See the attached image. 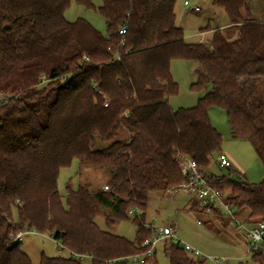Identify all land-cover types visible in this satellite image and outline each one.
I'll return each instance as SVG.
<instances>
[{"label": "trees", "instance_id": "trees-1", "mask_svg": "<svg viewBox=\"0 0 264 264\" xmlns=\"http://www.w3.org/2000/svg\"><path fill=\"white\" fill-rule=\"evenodd\" d=\"M71 1L0 0V264H32L20 243L10 244L25 229L48 234L67 253L42 255L38 264H135L129 258L153 233L148 194L187 181L183 158L204 169L235 216L264 220V176L253 184L230 167L227 175L209 171L222 138L208 117L210 107L225 111L230 136L250 143L264 174V0H211L227 24H207L200 32L212 31L210 39L196 43L176 24L177 0H99L105 34L83 19L68 22ZM225 29L237 37L228 40ZM174 60L194 61L191 89L208 88L190 108L169 106L178 93ZM73 161L78 172L102 171L106 189L67 184L61 194L60 170ZM129 210L132 241L95 223L102 214L109 229ZM163 254L168 264H206L170 243ZM251 260L264 264V255Z\"/></svg>", "mask_w": 264, "mask_h": 264}, {"label": "rangeland", "instance_id": "rangeland-1", "mask_svg": "<svg viewBox=\"0 0 264 264\" xmlns=\"http://www.w3.org/2000/svg\"><path fill=\"white\" fill-rule=\"evenodd\" d=\"M184 1H187L190 6H198L200 10L197 12L187 11L183 6ZM258 1L250 0L249 5L254 6ZM92 2L95 8L87 9L72 0L64 11V18L68 22L83 19L100 33L105 34V20L96 10L100 1L92 0ZM174 12L176 24L183 30L184 40L187 43L198 42L200 29L206 27L207 24L214 28L228 21L220 8L212 6L211 0H177ZM223 33L228 40L237 37V33L231 29H225ZM211 35L212 33H206L204 38L209 39ZM195 67L194 61L174 60L171 62V76L178 85V93L168 100L169 106L173 110L194 106L197 100L208 90V88L201 91L191 89V84L196 79ZM208 117L211 125L221 135V153L226 154L231 159L230 168L239 174L241 173L240 175L247 182L258 184L264 174H262L261 162L250 143L230 136L226 113L222 109L210 107ZM209 171L217 176L230 174L228 168H220L216 160L210 163ZM77 172L76 161H73L69 167L60 170L57 185L61 194H65L67 184L75 188L79 183H86L90 186L91 191H97L103 189L107 183V176L98 169L80 168ZM231 175L233 176L232 173ZM190 199H193L192 196L183 192H176L173 195L161 192L148 194L145 209L146 224L155 229L174 227L175 236L179 240L198 249L205 255L241 258L242 264H255L245 253V230L231 227L228 224V219L223 216H208L199 209L190 210ZM103 211L106 212L107 210ZM244 214V212L237 213L236 217L240 219ZM131 219H133L132 216L126 220H119L108 229L105 227L103 215L100 214L95 218V223L102 230L132 241L135 237V226ZM197 221H200L201 224H197ZM167 243V240H163L156 245L155 258L158 264H168L163 254V247L167 246ZM20 248L27 253L32 264H38L42 255L54 257L67 254L66 251L59 249L51 238L32 232L23 235Z\"/></svg>", "mask_w": 264, "mask_h": 264}, {"label": "built area", "instance_id": "built-area-1", "mask_svg": "<svg viewBox=\"0 0 264 264\" xmlns=\"http://www.w3.org/2000/svg\"><path fill=\"white\" fill-rule=\"evenodd\" d=\"M183 6L189 12L199 11L198 6H190L187 1L183 2ZM125 27H120L118 33L123 35L125 33ZM86 59V57L84 56ZM107 104L105 103V106ZM216 162L220 168L231 167V161L224 153H220L216 156ZM182 175L187 178V181L181 185L171 188L170 192H183L190 194L193 200L196 201L199 209L208 216L220 215L228 219V224L236 229L245 230V253L251 259L255 254L262 253L264 255V220H258L256 222L240 221L234 214V210L231 205L227 204L219 191L209 186L204 174L205 171L202 167H199L195 161L187 158H183L179 163ZM103 189H106L104 186ZM129 216H133V210L127 212ZM197 224H201L197 221ZM147 228L152 230V235L146 238L141 246L145 247L144 250L132 255L129 259L135 264H146L148 260H152L155 257L156 245L163 240H167L168 243L181 247L184 251L196 258L198 261H203L206 264H241V258H228L220 256H209L201 253L198 249L188 245L187 243L179 240L175 236L174 227L152 228L146 224ZM40 234L34 229H25L18 231L11 236L10 244L20 243L24 234L27 233ZM51 238L48 234H40ZM54 241V240H53ZM59 249L63 250V246L59 241H54ZM73 257L79 261L89 260L90 256L79 255L70 253Z\"/></svg>", "mask_w": 264, "mask_h": 264}, {"label": "crops", "instance_id": "crops-1", "mask_svg": "<svg viewBox=\"0 0 264 264\" xmlns=\"http://www.w3.org/2000/svg\"><path fill=\"white\" fill-rule=\"evenodd\" d=\"M226 24H227V22L226 23H224V24H221V25H217V26H215L216 28H224L225 26H226ZM214 27V28H215ZM206 33H212V31H207V32H203V33H200V37H199V39H198V42H207L209 39H206V38H204V35L206 34ZM211 37V36H210ZM230 159V158H229ZM231 160V159H230ZM85 168H88V167H82V169H85ZM78 173V172H77ZM164 194H171V195H173V194H175V193H173V192H170V191H166ZM193 205H194V202H193V199H190L189 200V209L190 210H194V209H192L191 207H193ZM196 209V208H195ZM240 221H243V218H240L239 219ZM148 225V224H147ZM245 243V242H244ZM164 248L165 247H163V250H164ZM251 260V259H250ZM252 261V260H251ZM253 262V261H252ZM253 263H255V262H253ZM242 264V263H241ZM256 264V263H255Z\"/></svg>", "mask_w": 264, "mask_h": 264}]
</instances>
